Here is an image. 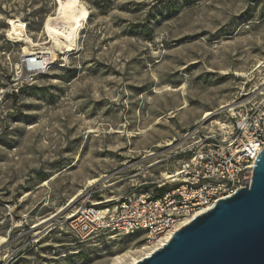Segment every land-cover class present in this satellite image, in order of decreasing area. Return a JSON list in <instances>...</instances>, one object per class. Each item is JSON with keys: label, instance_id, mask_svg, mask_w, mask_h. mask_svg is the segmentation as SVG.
Wrapping results in <instances>:
<instances>
[{"label": "rangeland", "instance_id": "obj_1", "mask_svg": "<svg viewBox=\"0 0 264 264\" xmlns=\"http://www.w3.org/2000/svg\"><path fill=\"white\" fill-rule=\"evenodd\" d=\"M80 2L87 19L65 54L44 29L56 0H0V264H111L147 246L80 243L63 220L91 190L104 209L179 171L166 143L202 122L222 130L264 89V0ZM9 19L34 45L9 36ZM47 48L45 70L21 85Z\"/></svg>", "mask_w": 264, "mask_h": 264}, {"label": "built area", "instance_id": "obj_2", "mask_svg": "<svg viewBox=\"0 0 264 264\" xmlns=\"http://www.w3.org/2000/svg\"><path fill=\"white\" fill-rule=\"evenodd\" d=\"M25 63V74L19 80L21 85L30 86L46 64L40 56L29 57ZM238 116L220 131H209L205 123H198L178 140L165 144L169 156L184 157L175 182L163 178L144 192L138 187L145 184H140L104 209H100L101 203L89 201L96 192L91 190L75 209L74 217L73 213L65 216L67 234L80 243L107 234L139 235L153 247L168 233L182 228L183 220L191 221L217 201L235 194L242 188L244 171L249 169L247 177L251 179L255 159L264 149V89L259 101ZM178 183L177 187L167 186ZM160 190L164 191L159 195Z\"/></svg>", "mask_w": 264, "mask_h": 264}, {"label": "water", "instance_id": "obj_3", "mask_svg": "<svg viewBox=\"0 0 264 264\" xmlns=\"http://www.w3.org/2000/svg\"><path fill=\"white\" fill-rule=\"evenodd\" d=\"M242 188L174 232L137 264H264V149Z\"/></svg>", "mask_w": 264, "mask_h": 264}, {"label": "bare ground", "instance_id": "obj_4", "mask_svg": "<svg viewBox=\"0 0 264 264\" xmlns=\"http://www.w3.org/2000/svg\"><path fill=\"white\" fill-rule=\"evenodd\" d=\"M58 2V8L56 10V15L54 18L50 17L47 19L44 25L47 36L50 41H52V48L63 51L65 54L70 52L75 45V39L78 34L79 29L82 27L87 19V10L83 7L80 0H56ZM8 26H10L9 36L13 37L18 42H26L28 44L34 45V42L28 36L25 29V24L21 23L19 20L9 19ZM83 29V28H82ZM80 32V31H79ZM38 45V44H37ZM37 47V46H36ZM29 49L25 48L23 50L24 56L29 55L27 53ZM62 53V52H61ZM39 56H50L53 58V53L50 48L47 51L40 52L37 54ZM44 56V57H45ZM43 57V58H44ZM46 60V59H45ZM261 66L255 67V70ZM210 114L206 113L204 116L208 117ZM221 127V126H220ZM179 171L173 173L172 175L164 176L165 179H170L171 182L176 181V177L179 175ZM172 178V179H171ZM97 179H91L88 184L96 183ZM201 214L204 212H200ZM75 212H73L72 217H74ZM189 222L188 219L183 220L182 227ZM173 233H168L165 237L161 239L153 247L143 246L139 248L135 253L130 251L122 253V255H117L113 258L111 264H137L143 258L149 257L151 253L157 248H161L168 243ZM136 255V256H135Z\"/></svg>", "mask_w": 264, "mask_h": 264}, {"label": "trees", "instance_id": "obj_5", "mask_svg": "<svg viewBox=\"0 0 264 264\" xmlns=\"http://www.w3.org/2000/svg\"><path fill=\"white\" fill-rule=\"evenodd\" d=\"M163 191H164V190H160V191H158V194L160 195Z\"/></svg>", "mask_w": 264, "mask_h": 264}]
</instances>
